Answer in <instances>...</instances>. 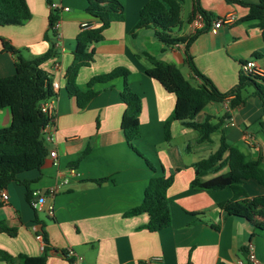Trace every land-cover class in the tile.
Instances as JSON below:
<instances>
[{"label":"crops","instance_id":"0c3cea01","mask_svg":"<svg viewBox=\"0 0 264 264\" xmlns=\"http://www.w3.org/2000/svg\"><path fill=\"white\" fill-rule=\"evenodd\" d=\"M59 4L61 44L54 54L41 64L53 82L58 83L54 99V141L41 167L18 176L29 181L32 200L45 197L41 209H34L25 197L26 187L11 182L0 189L7 200L0 198V220L16 229L14 236L0 231V249L11 254L0 264H20V253L40 255L45 246L43 230L50 248L47 264H238L245 260L246 246L252 243L256 256L264 264V232L247 219L227 215L218 203L231 197L229 188L206 192L189 187L195 175L193 164L213 152L220 135L245 152L259 158L264 168V134L258 122L264 120V108L253 96V86L242 91L245 102L231 108L230 95L223 102H209L195 117L200 122L210 117L212 123L221 116L219 130L210 141L197 142L195 130L180 121L169 124L171 139L165 140L164 121L171 114L176 96L146 74L149 62L140 53L147 51L159 60L175 65L191 84L200 80L184 61V44L164 46L155 39L152 28L134 29L141 6L147 0H120L124 20L113 22L104 30L103 39L92 42L87 49L94 59L79 69L76 83L87 89L88 80L114 67H126L128 84L142 101L139 115L140 136L132 149L120 128L124 103L120 98L121 77L93 86L98 93L79 109L75 98L64 88L65 72L73 59L75 37L82 25L97 27L100 22L85 11L86 0H51ZM256 3L258 0H241ZM31 12L21 24L0 25V76L14 73L17 57L33 59L55 44V32L49 28L50 7L46 0H26ZM200 6L216 17L233 15V20L200 33L189 51L197 69L206 75L220 91L234 86L240 75V65L252 60L264 74V41L256 21H239L248 8L226 0H198ZM68 8L65 10L64 8ZM186 8V9H185ZM187 16L185 17L184 11ZM193 0H183L182 25L174 29L176 36L195 31L192 19ZM5 43L15 51L7 49ZM259 52V56H254ZM9 108L0 109V127L10 124ZM212 143V146L208 144ZM89 145V152L73 166L80 152ZM139 153V154H138ZM149 160L153 171L145 162ZM228 170L201 174L210 179ZM174 172L167 190L171 223L158 231L141 228L148 221L145 213L125 217L124 213L139 204L144 188L152 175ZM105 178L97 182L96 179ZM249 197L264 194V185L253 179L244 181ZM52 205L53 213L46 211ZM73 253L70 261L64 253Z\"/></svg>","mask_w":264,"mask_h":264},{"label":"trees","instance_id":"16d2710c","mask_svg":"<svg viewBox=\"0 0 264 264\" xmlns=\"http://www.w3.org/2000/svg\"><path fill=\"white\" fill-rule=\"evenodd\" d=\"M183 0H147L138 13V19L134 29L152 28L156 40L164 46L177 43L184 44V61L190 71L200 80L197 85L191 84L180 73L179 69L172 64L163 62L148 53L140 54L146 58L150 66L145 72L157 80L166 91L176 96L174 108L169 117L164 121L165 140L169 141L171 135L169 124L173 120L180 121L185 127L191 128L197 133V142L210 141L211 135L219 130L223 116L212 123L210 117L198 122L196 115L212 101L223 102L230 95L231 108L245 102L242 91L253 86L252 95L259 98L264 108V74L244 75L240 72L237 83L227 91H220L214 83L194 64L189 46L202 32L209 29L211 21L219 18L213 13L204 10L198 0H193V12L188 20L193 19L196 13H200L204 19V25L196 29L190 35L176 36L174 29L182 25L181 9ZM231 3L248 8V13L239 21H256L261 29L264 41V0L256 3H248L241 0H226ZM48 6L51 0H46ZM85 11L99 20L97 27L82 26L75 37L73 59L66 69L64 88L68 95L75 98L76 105L83 109L88 102L98 93L93 86L97 83H107L121 77L123 86L120 98L124 103V111L121 117L120 128L126 143L136 151L133 141L140 136L139 115L142 107L140 96L135 93L128 84L130 71L123 66H117L110 71L92 76L87 82V89L82 90L76 83L78 71L83 66H88L94 59L93 54L87 49L92 42L103 39L104 30L113 22L124 20V6L120 0H86ZM31 17L30 9L26 0H0V25L21 24ZM59 18L58 10L50 8L48 25L51 30L54 21ZM53 32H55L53 30ZM7 49L15 53L14 49L5 43ZM54 45L33 59L17 57L14 73L0 76V109L9 108L11 122L7 126L0 127V189L5 188L11 182H20L26 187L25 197L29 203L32 201V193L28 188L29 181H20L18 176L24 172L39 169L48 154V145L41 134L42 127L50 119L41 112L40 104L55 97L57 92L52 87L50 74L45 71L41 64L54 54ZM254 56H259L255 52ZM264 134V120L258 122ZM87 145L79 154L73 166L78 165L82 158L89 152ZM137 152V151H136ZM139 154V153H138ZM146 164L154 171V165L144 158ZM195 175L189 183V187L195 190L212 192L229 188L231 197L218 203V207L227 215L247 219L255 228L264 232V194L249 197L243 187L244 181L255 180L264 185V168L259 158H250L236 145L230 144L224 134L220 135L217 148L205 158L199 159L194 164ZM227 166L228 170L210 179H203L201 174L209 171H217ZM174 179V172L152 175L143 192L142 200L124 213L125 217L147 214L148 221L141 228L154 232L165 228L171 223L169 199L167 190ZM105 178L96 179L100 182ZM0 231L9 236H14L16 229L9 227L0 220ZM42 236L45 246L40 255H27L20 253V264H47L46 260L50 250L47 237L43 230ZM64 255L72 261L67 253ZM11 254L0 249V260L7 261ZM139 264H145L139 262ZM187 264H190L188 261ZM224 264V263H218Z\"/></svg>","mask_w":264,"mask_h":264},{"label":"built area","instance_id":"2783aa9c","mask_svg":"<svg viewBox=\"0 0 264 264\" xmlns=\"http://www.w3.org/2000/svg\"><path fill=\"white\" fill-rule=\"evenodd\" d=\"M50 8H55L59 11L60 6L57 3L52 2L51 5L49 6ZM65 10H67L68 8H64ZM233 20V15L228 14V15H224L222 17L217 18L214 23H213V30L218 28L221 24L223 23H229ZM192 22L195 26V30L201 28L204 25V19L203 16L200 13H196L192 19ZM60 26V19L57 18L52 26V29L55 31V37H56V42L54 44L55 47H59L61 44L60 41V37L58 35V29ZM85 26V25H82ZM240 72L244 75H261V71L256 68L254 66V63L252 62V60H246L243 63H241L240 65ZM52 87L54 89V91L57 92L58 89V83L57 82H53L52 83ZM54 99L55 97H51L45 101H43L40 104V110L43 114H45L50 121L48 123H46L42 129H41V134L44 138V141L48 144L52 143L54 141V125H53V121H54ZM48 155L52 158H55L56 153L54 150H49L48 151ZM7 193L4 191L0 192V198L3 201L7 200ZM45 203V197L44 196H38V198L34 199L31 201V206L34 209H41L43 204ZM46 211L49 215H51L53 213V207L52 205H48L46 208ZM37 238H42V235L40 233L36 234ZM68 256H73V253L70 251L68 253ZM238 264H261V261L258 259V257L256 256V253L254 251V247L252 245V243H248L246 246V258L245 260H238L237 261Z\"/></svg>","mask_w":264,"mask_h":264},{"label":"rangeland","instance_id":"374dc122","mask_svg":"<svg viewBox=\"0 0 264 264\" xmlns=\"http://www.w3.org/2000/svg\"><path fill=\"white\" fill-rule=\"evenodd\" d=\"M185 9H186V8H185ZM184 14H185L184 16L186 17L187 14H188V13H186V10L184 11ZM208 145H209V146H212V143H209Z\"/></svg>","mask_w":264,"mask_h":264}]
</instances>
